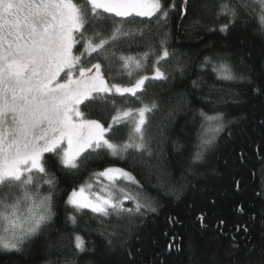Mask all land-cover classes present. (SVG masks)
<instances>
[{
    "label": "trees",
    "instance_id": "obj_1",
    "mask_svg": "<svg viewBox=\"0 0 264 264\" xmlns=\"http://www.w3.org/2000/svg\"><path fill=\"white\" fill-rule=\"evenodd\" d=\"M160 2L162 10L169 11L167 22L157 26L156 17H137V23L126 29L143 28L144 36L137 35L131 46L125 43L113 49L117 57L141 59V68L133 66L129 76L118 59L109 65L102 55L94 54L90 62L102 63L109 84L131 87L142 76L155 74L157 67L167 79L147 80L135 97L114 96L115 105L110 99L105 106H81L85 118L105 128L111 125L106 138L122 146L135 135L131 118L118 124L112 118L129 109L136 116L138 109L157 105L147 113V139L153 151L151 162L159 165L166 184L159 190L149 189L155 211L143 208L133 213L122 228L123 235L110 237L100 224L106 218L88 209L77 212L67 201L74 189L110 166L127 168L143 182L131 159L121 158L122 152L113 156L102 150L99 155L85 154L79 167L71 169L62 166L55 154H45L49 175L37 176L38 192L41 197L52 194L57 229L53 235L63 238L51 251L40 243L27 255H0V264H260L259 250L264 248V33L255 16L234 22L221 11L223 4L233 6V0H189L188 5L183 0ZM225 25L227 29L221 31ZM164 48L170 56L157 63ZM145 52L149 53L146 60L142 59ZM225 58L234 74L243 78H219L217 70ZM201 112L222 119L209 125ZM217 125H222L220 131L205 132ZM205 135L212 140L206 146L201 144ZM198 152L202 159L194 160ZM44 179H53L54 184H45ZM30 191L37 189L33 186ZM20 211H26L23 201ZM73 215L75 225L69 219ZM77 235L84 242V252L75 248Z\"/></svg>",
    "mask_w": 264,
    "mask_h": 264
},
{
    "label": "snow or ice",
    "instance_id": "obj_2",
    "mask_svg": "<svg viewBox=\"0 0 264 264\" xmlns=\"http://www.w3.org/2000/svg\"><path fill=\"white\" fill-rule=\"evenodd\" d=\"M183 3L188 5L189 0ZM221 11L234 22H246L255 16L259 31L264 33V0H233V6L223 4ZM137 17H156L159 26L162 21L167 22L169 11L162 10L160 0H0V255H27L40 243L51 251L63 238L62 234L53 235L57 229L52 194L41 197L38 192L37 176L49 175L45 154H55L62 166L71 169L79 167L85 154L99 155L102 150L113 156L122 152L121 158L131 159L143 182L130 171L110 167L97 174L109 181L102 189L105 195L88 199L82 187L79 194L73 191L67 201L77 212L90 209L106 218L100 224L104 226L103 233L110 237L123 235L122 228L133 213H140L143 208L155 211L149 189L159 190L166 181L159 165L151 162L153 151L147 139L146 114L157 105L138 109L136 116L129 109L112 118L114 124L131 118L135 135H130L129 142L122 146L106 138L111 125L105 128L97 120L86 119L81 109L105 106L116 95L135 97L149 80L142 76L131 87L109 84L102 63L90 62L94 54L102 55L109 65L118 59L129 76L133 66L141 68V59L132 55L117 57L113 50L125 43L131 46L137 35L144 36L143 28L126 29V25L137 23ZM226 29L227 25L221 31ZM148 55L145 52L142 59ZM169 56L164 48L157 63ZM217 71L222 80L243 78L234 74L228 58ZM152 79L166 80L167 75L157 67ZM111 103L115 105V100L111 99ZM200 115L209 125L222 119L204 112ZM221 127L206 128L205 132H218ZM202 143L206 146L212 140ZM200 159L198 152L194 160ZM120 181L126 183L121 185ZM43 182L54 184L53 179ZM33 186L36 192L30 191ZM22 201L25 212L20 211ZM125 201L133 202L135 207H125ZM69 219L74 225L77 223L75 215ZM107 244L112 245L113 240L108 239ZM75 248L86 251L78 235ZM251 251L255 253L256 249ZM259 255L260 264H264V248Z\"/></svg>",
    "mask_w": 264,
    "mask_h": 264
},
{
    "label": "rangeland",
    "instance_id": "obj_3",
    "mask_svg": "<svg viewBox=\"0 0 264 264\" xmlns=\"http://www.w3.org/2000/svg\"><path fill=\"white\" fill-rule=\"evenodd\" d=\"M161 71H162V70H161ZM153 76H154V74H153V75H150V76H148V77H149V79H151ZM146 115H147V114H146ZM86 119H88V118H86ZM205 139H210V137L207 136V135H205L204 140H205ZM201 144H202V142H201ZM110 167H111V168H121V169H124V170H126V171H130V172H132L131 170H129V169H127V168H123V167H118V166H110ZM110 167H107V168H110ZM107 168H105V169H103V170H101V171H104V170H106ZM101 171H99V172H101ZM99 172L95 173L92 179H90V180H88L86 183L80 185L78 188L74 189L73 191H76V192L79 194L80 189L83 187L84 190H85V191H84V196L87 197L88 199H92V200L95 199V196H96V195H105L106 192H105V191H102V189L104 188V186H105L106 184L109 183V181H108L107 178H105V177H99V176L97 175ZM132 174H133V173H132ZM133 175H134V174H133ZM119 183H121V185H123V184L126 183V182L120 181ZM89 185H91V187H89ZM73 191H72V192H73ZM72 192L70 193L69 197L71 196ZM131 203H132V202H131ZM124 206H125V207H132V206L130 205L129 201H125V202H124ZM88 210H90V209H88ZM90 211H91V210H90ZM2 227H3V224H0V228H2Z\"/></svg>",
    "mask_w": 264,
    "mask_h": 264
}]
</instances>
